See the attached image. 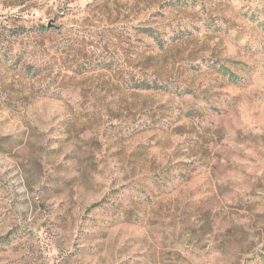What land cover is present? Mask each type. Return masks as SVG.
Returning <instances> with one entry per match:
<instances>
[{"label":"rangeland","instance_id":"1","mask_svg":"<svg viewBox=\"0 0 264 264\" xmlns=\"http://www.w3.org/2000/svg\"><path fill=\"white\" fill-rule=\"evenodd\" d=\"M5 236L0 264H264V0H0Z\"/></svg>","mask_w":264,"mask_h":264},{"label":"trees","instance_id":"2","mask_svg":"<svg viewBox=\"0 0 264 264\" xmlns=\"http://www.w3.org/2000/svg\"><path fill=\"white\" fill-rule=\"evenodd\" d=\"M230 77H232V76H230ZM9 242H10V240H9V237L8 236H5L3 238H0V246H4V245L8 244Z\"/></svg>","mask_w":264,"mask_h":264}]
</instances>
